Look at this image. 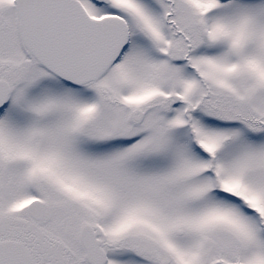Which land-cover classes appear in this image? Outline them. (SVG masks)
Segmentation results:
<instances>
[{"label":"snow or ice","instance_id":"snow-or-ice-1","mask_svg":"<svg viewBox=\"0 0 264 264\" xmlns=\"http://www.w3.org/2000/svg\"><path fill=\"white\" fill-rule=\"evenodd\" d=\"M0 264H264V0H0Z\"/></svg>","mask_w":264,"mask_h":264}]
</instances>
